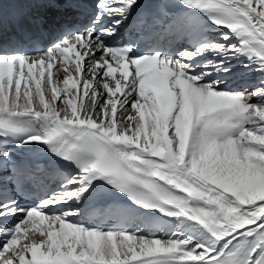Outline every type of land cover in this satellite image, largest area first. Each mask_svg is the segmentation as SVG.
I'll use <instances>...</instances> for the list:
<instances>
[{
  "label": "snow or ice",
  "instance_id": "obj_1",
  "mask_svg": "<svg viewBox=\"0 0 264 264\" xmlns=\"http://www.w3.org/2000/svg\"><path fill=\"white\" fill-rule=\"evenodd\" d=\"M0 264H264V0H0Z\"/></svg>",
  "mask_w": 264,
  "mask_h": 264
},
{
  "label": "bare ground",
  "instance_id": "obj_2",
  "mask_svg": "<svg viewBox=\"0 0 264 264\" xmlns=\"http://www.w3.org/2000/svg\"><path fill=\"white\" fill-rule=\"evenodd\" d=\"M46 12V14H47V18H52L53 16H52V12L50 11V10H47V11H45ZM58 103H59V101H57Z\"/></svg>",
  "mask_w": 264,
  "mask_h": 264
}]
</instances>
